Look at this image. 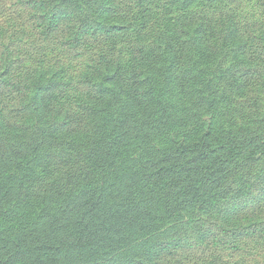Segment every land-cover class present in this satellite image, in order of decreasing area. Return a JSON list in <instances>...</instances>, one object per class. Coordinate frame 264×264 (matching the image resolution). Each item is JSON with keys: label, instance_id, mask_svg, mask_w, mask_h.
I'll use <instances>...</instances> for the list:
<instances>
[{"label": "rangeland", "instance_id": "374dc122", "mask_svg": "<svg viewBox=\"0 0 264 264\" xmlns=\"http://www.w3.org/2000/svg\"><path fill=\"white\" fill-rule=\"evenodd\" d=\"M25 1L0 0V82L6 80L13 85L0 91V141L5 145L7 143L10 149L16 148V151H22L29 144L41 146L32 151L28 149L29 155H21L19 175L24 188L16 201L8 197V193L16 187L13 175L0 181V198H5L4 207L10 209L0 222L1 232H9L21 221L32 222L37 215L46 211L56 212L64 206L65 199H73L80 190H85L80 186L76 191H63V195L52 197L51 187L56 183L64 187L61 172L84 164V155L92 143L99 141L104 134H98L99 130L93 129L88 139L81 143L83 148L79 152L73 150L76 159L65 158L70 149H74L70 138H67L72 135L68 134L62 140L48 137L49 127L62 123L71 111L76 112L77 103L84 100L90 103V113L94 110L100 112L95 118L89 116L86 123L111 126L118 121L122 126L121 130L112 132V137L126 136L127 144L132 145L123 164L126 169L135 167L138 162L145 165L150 157L159 156L190 141V138L194 140L206 131L219 139L231 131H239L234 134H240L247 127L264 132V86L261 84L264 83V72H259L255 84L250 80L245 86L242 84V90L237 91L240 75L253 66L264 69V57L256 59L250 55L253 61H242L240 53L227 49L231 47V41L222 42L214 48L217 44L213 39L226 35L238 36L239 32L242 34L238 37L241 42L248 41L246 37L252 38V43L262 42L264 49V0H234L231 3H228L230 0H216L213 3L200 0H143L142 5H136L138 0H29V5ZM35 3H39L38 9H33ZM112 3L116 8L112 7ZM58 8L62 9L66 18L56 16ZM69 14L73 15L72 23L69 22ZM222 14H229L234 19L235 29L231 18L224 26H214ZM201 16L206 20L202 28L199 27ZM54 17L58 19L56 24ZM181 18L184 20L178 24L176 20ZM100 19L102 22L108 19L104 22L108 29L118 31L108 36L102 34L98 39L88 35L78 40L74 36L76 27L92 25L93 21L99 23ZM122 22L128 25L125 30L120 25ZM196 36L208 39L209 44L203 46V58L191 52L192 56L187 55L185 59L194 69L204 72L196 85L197 97L200 96L202 102L193 100L190 103L212 101L215 103L214 111L201 108L200 104L192 107L191 104L166 100L177 108L172 113L173 122H169L170 127L153 129L151 118L133 117L123 105L120 109L116 108L114 103H121L123 96L122 88L117 84L123 79L121 73L128 69L127 73H130L135 55L145 56L146 69H161L169 61L164 60V54H159L158 46L152 44L158 41L164 43L168 38L174 51H178L180 46L176 40L196 39ZM234 45H238V41H234ZM137 48L140 51L136 54ZM188 52L184 50L183 54ZM118 64L122 70L116 73ZM144 75L147 74L137 78ZM86 76L98 85L91 92H83L80 86ZM128 79L131 84L133 77L130 75ZM25 86L28 90L23 88ZM40 97L43 101L37 103ZM251 103H257V106L253 107ZM174 123H177L176 126ZM197 125L201 126L200 130ZM156 130L161 132L156 133ZM41 131L44 133L41 134ZM42 148L47 152L42 153ZM55 158H61L63 165L55 162ZM260 170L264 172V165H259ZM252 176L251 173L246 174L247 179ZM241 181H245V178ZM252 181H245L243 185L246 190L239 193H236L238 181L233 182V192L227 197L211 201L207 210L192 206L188 215L184 214V218L180 219L182 222L188 221L189 226L198 227L206 225L207 218H212V223L224 228L226 223L221 214L226 210L223 207L230 209L235 205L239 209L236 204L252 202L254 195L261 193L250 186ZM103 182L96 179L93 182L94 191ZM247 205L248 208L239 210V218L229 228L230 232L220 235L225 246L204 240L203 245L186 249L175 256L158 255L154 259L158 264H264V232L258 231L256 234L250 228L253 221H262L261 215L264 213H259L261 209L256 207L254 200ZM170 221L159 220L156 226L160 228L151 236L137 232L133 237L134 242L102 252L95 264L123 262L133 253L147 256L152 251L153 243L159 239L168 242L167 239L173 237H189L192 241H198L194 232L182 236L177 230L169 229L171 224H176ZM238 225L242 228L238 229ZM237 232L240 236L238 240L235 236Z\"/></svg>", "mask_w": 264, "mask_h": 264}, {"label": "trees", "instance_id": "16d2710c", "mask_svg": "<svg viewBox=\"0 0 264 264\" xmlns=\"http://www.w3.org/2000/svg\"><path fill=\"white\" fill-rule=\"evenodd\" d=\"M138 1L136 5L140 3L142 5L143 0ZM200 1L213 3L216 0ZM233 1L230 0L228 3ZM25 3L29 5V0ZM38 5L39 3H35L33 9H38ZM112 7L116 8L113 3ZM57 11L58 13L55 14L59 19L66 18L62 9L58 8ZM57 17L53 18L54 24L58 20ZM230 18L232 27L235 29L236 23L229 14H222L214 22V26H224L228 24ZM68 19L72 23L73 15L69 14ZM107 20L104 19L102 22L100 19L99 23L93 21L92 25L76 27V32L73 34L78 40L88 35L98 39L102 34L108 36L113 31H118L114 28L108 29L107 24L104 23ZM183 20L181 18L176 22L179 24ZM199 21V27H205L206 20L203 16ZM120 25L123 30L128 28L127 23L122 22ZM241 36L242 34L238 32V36L226 35L213 38L215 45L217 44L214 48L222 42L231 41V47L227 49L240 53L242 61L243 59L253 61L249 58L250 55L255 56L256 59H262L264 57L262 42L252 43V38L248 37H246L248 41L241 42L238 39ZM234 41H238V45H234ZM176 42L180 46L178 51H174L172 41L168 38L164 43L158 41L152 44L158 46L159 54L163 53L164 60L169 61L168 64L164 63L161 69H146L145 56L135 55L134 62L130 66V73H127L129 69L121 73L123 79L117 84L122 88L123 96L121 103H114L117 105L116 108L120 109L123 105L133 117L151 118L153 129L170 127L169 122H173L172 113L177 108H173L171 106L173 103H168L166 100H175L183 105L191 104L192 107L200 104L201 108L215 110V103L212 101L211 103H190L193 100L202 102L200 96L197 97L196 85L199 82L197 79L204 75V72L194 69L185 61L187 55L192 56L191 52L199 54L200 57L203 56L205 54L203 46L209 44L208 39L196 36V39L189 38L185 41L179 39ZM184 50L189 52L183 54ZM139 51L140 49L137 48L135 53ZM105 67L107 68V64ZM115 69L116 73L122 70L119 64ZM261 71L264 72L262 67L253 66L243 75L241 74L240 87L237 91L242 90V84L244 83L243 86H245L250 80L252 84H255ZM142 74L147 75L138 79L137 76L140 77ZM130 75L133 77L131 84L128 79ZM261 84L264 86V83ZM80 86L83 92H91L98 87L87 76L80 82ZM5 87H13V85L6 80L1 81L0 91ZM23 88L28 90L27 86ZM41 101L43 98L40 97L37 103ZM251 104L253 107L257 106V103ZM90 108L87 100L77 103L76 112L71 111L62 123H55L48 130V137L53 139L62 140L68 134L72 135L67 136L70 138V144L74 146V149H70L65 157L69 159H76L73 150L79 152L83 148L81 143L88 139L93 129H98V134H104L99 141L92 143L90 150L84 155V164L74 170L61 172L64 187H59L58 183L51 187L52 197L63 195V191H76L80 186H83L85 190H80L73 199H65L64 206L56 212L46 211L39 214L40 216L37 215L39 217L36 216L32 222L22 223L21 221L6 233L0 230V264H95L102 252L118 249L129 242H134L133 237L137 232L153 235L160 228L156 226L157 222L162 219L175 222L176 224H171L169 229L177 230L182 236L194 232L198 241H192L189 237L184 239L173 237L167 239L168 242L159 239L153 243L152 251L147 256L133 253L123 262L112 263L158 264L154 259L156 256H175L186 249L203 245L204 240L212 241L213 245L225 246L220 235L230 232L229 228H232L233 223L239 218V210L248 208L247 203H252L253 200L256 207L261 209L259 213H264V172L258 171L259 165H264V132L247 127L242 129L240 134H234L239 131H231L224 138L219 139L213 133L206 131L194 140L190 138V141L168 149L159 156L150 157L149 163L145 165L138 162L139 165L136 163L135 167L126 169L123 168V164L127 161L132 145L127 144L126 136L112 137V132L121 130L122 126L118 121L111 126L103 123L95 126V122L86 123L89 116L95 118L100 114L99 110L90 113ZM175 124L177 123H174V126ZM197 127L200 130L201 126L197 125ZM155 132L159 133L161 130ZM238 135L241 137H237ZM40 146V144H29L25 145L22 151H16V148L10 149L7 143L5 145L3 141H0V181L11 175L16 180L15 189L8 193L10 200L16 201L19 192L24 188L19 175L21 170L19 162L23 158L21 155H29L28 149L32 151ZM41 152L46 153L47 150L42 148ZM55 162L63 165L61 158H55ZM58 171L60 172V169ZM248 173L254 176L247 179ZM243 178L247 182L253 180L250 186L257 192L260 191L261 195L255 194L252 202L244 201L245 204H236L239 209L234 207L235 205L230 209L223 207L226 210L223 215L221 214L226 223L224 228L212 223V218H207L208 223L198 227L189 226L188 221L182 222L180 218H184V214L188 215L192 206L207 210L211 201L227 197L233 192V182L238 181L236 193L246 190L243 185L245 181H241ZM96 179H102L104 182L94 191L93 182ZM4 204L5 198L1 197L0 222L10 211L9 208L4 207ZM261 217H263L262 221L257 223L255 220L250 226L253 233L264 232V214ZM241 228L242 226L238 225V229ZM238 232L234 234L237 237H235L236 240L240 239ZM216 237L220 238L216 239Z\"/></svg>", "mask_w": 264, "mask_h": 264}]
</instances>
